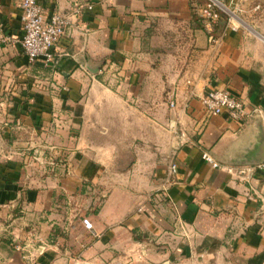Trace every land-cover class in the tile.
Returning <instances> with one entry per match:
<instances>
[{"label": "crops", "instance_id": "0c3cea01", "mask_svg": "<svg viewBox=\"0 0 264 264\" xmlns=\"http://www.w3.org/2000/svg\"><path fill=\"white\" fill-rule=\"evenodd\" d=\"M20 1L0 0V264H264V178L238 173L264 159V0L213 41L192 0H40L81 5L48 66ZM219 86L262 112L208 113Z\"/></svg>", "mask_w": 264, "mask_h": 264}, {"label": "built area", "instance_id": "2783aa9c", "mask_svg": "<svg viewBox=\"0 0 264 264\" xmlns=\"http://www.w3.org/2000/svg\"><path fill=\"white\" fill-rule=\"evenodd\" d=\"M192 4L196 16L212 41L216 39L215 27L223 15L226 16L227 24L234 29L244 25L239 14L242 10L241 0H192ZM20 6L24 33L17 39L18 43L31 62L39 61L46 66L54 63L56 61L55 45L66 29L78 26L77 17L81 11V5L74 6L69 12L56 8L47 10L40 0H21ZM3 27V22L0 21V39L8 41L10 36L3 32ZM115 61V59H109L108 68L114 70ZM102 69L100 71H104L107 67L104 66ZM200 99L208 113L219 114L226 111L232 119L253 118L262 112L257 106L249 108L229 88L223 86L209 89L200 96ZM171 104H174V100ZM203 156L214 165H218L209 153L205 152ZM171 170L173 172L177 170L176 162L172 163ZM257 171H261L264 178V159L254 164L243 165L238 169V173L247 178ZM82 222L86 228L94 229V223L90 217L84 216Z\"/></svg>", "mask_w": 264, "mask_h": 264}, {"label": "water", "instance_id": "95a60500", "mask_svg": "<svg viewBox=\"0 0 264 264\" xmlns=\"http://www.w3.org/2000/svg\"><path fill=\"white\" fill-rule=\"evenodd\" d=\"M263 160V159H262ZM261 161V160H260ZM257 162H259V161H257Z\"/></svg>", "mask_w": 264, "mask_h": 264}, {"label": "trees", "instance_id": "16d2710c", "mask_svg": "<svg viewBox=\"0 0 264 264\" xmlns=\"http://www.w3.org/2000/svg\"><path fill=\"white\" fill-rule=\"evenodd\" d=\"M224 16V15H223Z\"/></svg>", "mask_w": 264, "mask_h": 264}]
</instances>
